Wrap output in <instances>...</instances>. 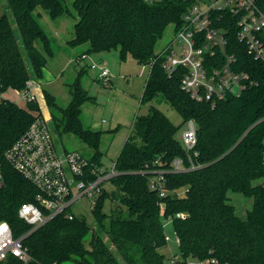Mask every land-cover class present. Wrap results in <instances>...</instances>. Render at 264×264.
<instances>
[{
  "label": "trees",
  "instance_id": "1",
  "mask_svg": "<svg viewBox=\"0 0 264 264\" xmlns=\"http://www.w3.org/2000/svg\"><path fill=\"white\" fill-rule=\"evenodd\" d=\"M6 1L16 28L5 13L0 15V93L22 91L28 81L36 82L44 75L46 56L53 54L36 8H43L52 18L74 15L64 0ZM189 3L72 0L76 20L67 43L87 44L79 58L118 49L121 59L130 55L137 63L148 65L140 102L159 98L182 118L175 125L154 105L147 113L135 115L114 161L117 173L109 178L111 187H101L96 196L94 232L84 216L69 219L57 215L30 230V224L18 215L22 202L35 200L37 189L12 167L4 153L41 112L33 99L24 107L6 97L0 99V222L9 225L14 237L23 236L28 255L24 260L9 253L0 264H164L160 251L167 244L164 220L170 222L177 238L180 259L174 264H187V259H208V264H264V67L237 38L234 16L223 13L218 23L225 29V55L217 50L216 57L220 62L232 55L230 67L247 72L256 84L238 96L228 94L214 102L191 97L180 87L181 68L168 75L162 56L155 52L166 27L181 24ZM69 86L71 98L64 107L43 91L46 104L55 108L50 123L59 134L79 137L92 149L89 160L102 166L98 148L102 131L84 126L80 119L81 104L92 97L79 77ZM188 119L196 126V143L190 151L175 137ZM175 158L181 159V170L172 168ZM158 170L165 171L164 196L149 185ZM229 190L252 197L245 218L228 202ZM106 200L120 205L107 213Z\"/></svg>",
  "mask_w": 264,
  "mask_h": 264
},
{
  "label": "built area",
  "instance_id": "2",
  "mask_svg": "<svg viewBox=\"0 0 264 264\" xmlns=\"http://www.w3.org/2000/svg\"><path fill=\"white\" fill-rule=\"evenodd\" d=\"M223 13L234 16L237 38L245 43L248 54L264 67V0H190L173 38L159 53L163 54L162 64L168 75L177 67L181 68L180 87L196 100L214 102L228 94L238 96L256 84L247 72L230 67V62L234 61L232 55H226L220 62L216 57L217 50L225 55V29L218 23ZM213 55L215 59L212 60L210 56ZM89 66L98 70V77L109 75L104 64L91 62ZM34 85L35 82L28 81L22 90L26 100L36 98L32 93ZM185 124L181 142L190 151L196 143V126L192 119ZM4 157L37 189L35 200L22 202L18 209V215L30 224V230L57 215L71 219L75 214L70 207L82 197L91 198L92 210L101 187H105L109 178L117 173L114 163L105 167L84 158L76 150L57 152L47 119L42 115L37 116L12 143ZM173 166L175 170L181 169V160L175 158ZM164 172L158 170L149 180L150 187L158 189L160 196L165 195L162 186ZM2 183L0 171V185ZM22 237H14L9 225L0 222V260L9 253L24 260L28 258ZM165 239L168 240V236L165 235ZM174 261L170 263L174 264ZM208 262V259H187V264Z\"/></svg>",
  "mask_w": 264,
  "mask_h": 264
},
{
  "label": "rangeland",
  "instance_id": "3",
  "mask_svg": "<svg viewBox=\"0 0 264 264\" xmlns=\"http://www.w3.org/2000/svg\"><path fill=\"white\" fill-rule=\"evenodd\" d=\"M64 3L76 15L72 8V0H64ZM3 13L8 16L12 25L16 28L14 17L7 6L6 0H0V15ZM35 13H39L37 15L38 21L50 39L53 54L52 56H46L47 62L44 67V75L39 79H34L36 82L32 93L35 94L36 98L33 100L37 103L40 114L47 119L57 152H61L63 149L76 150L87 159L92 154V149L76 135L72 133L59 134L53 130L50 123V112L54 111L55 108L46 104L43 95V91L46 90L53 95L57 105L64 107L71 98L69 84L77 77H79L81 86L92 97L81 104L80 119L84 126L102 131L98 148L102 153L100 160L105 167H111L114 163L124 140L131 131L135 115L147 113L150 105L159 108L175 125L182 122L181 116L167 102L159 98L147 103L140 102L143 85L149 70L148 65L137 63L130 55L121 59L118 49L93 52L79 58L80 53L86 49L87 44L71 46L67 43L73 36V25L76 17L64 14L52 18L41 7H37ZM175 25H168L162 37L157 40L155 52L158 56H163L159 51L173 38L175 29L179 26ZM37 47L44 50L40 42H37ZM91 62L97 65L104 64L109 75L103 78L98 77V70L89 66ZM81 70L82 72H80ZM106 78L110 80L109 83L104 82V80H107ZM2 97L15 101L23 107L28 102L23 97V91L21 90L7 89L0 93V99ZM185 128L186 124L184 123L178 129L175 134L177 140H181V133ZM172 168L175 170L174 166ZM253 182L257 183L259 181L255 180ZM105 187L110 189V183L106 182ZM227 197L228 202L235 207L236 214L241 218H245L247 211L251 208L252 197L232 190L227 192ZM91 205V198L82 197L71 205L70 210L77 216H84L93 229L91 232H94L95 225ZM118 205H120L118 201L106 200L104 211L108 213L111 208H117ZM123 214L128 216L125 210H123ZM166 221L164 220V229L168 240L166 246L161 248L160 251L165 257L164 264H172L170 261L180 259V256L174 231L170 222ZM103 237L107 239L108 235L104 234ZM86 245L89 246L87 243ZM109 247L119 257L113 245L109 243ZM175 257L176 259H174ZM62 264L75 263L67 261Z\"/></svg>",
  "mask_w": 264,
  "mask_h": 264
},
{
  "label": "water",
  "instance_id": "4",
  "mask_svg": "<svg viewBox=\"0 0 264 264\" xmlns=\"http://www.w3.org/2000/svg\"><path fill=\"white\" fill-rule=\"evenodd\" d=\"M101 99V97H99Z\"/></svg>",
  "mask_w": 264,
  "mask_h": 264
},
{
  "label": "bare ground",
  "instance_id": "5",
  "mask_svg": "<svg viewBox=\"0 0 264 264\" xmlns=\"http://www.w3.org/2000/svg\"><path fill=\"white\" fill-rule=\"evenodd\" d=\"M2 228V227H1Z\"/></svg>",
  "mask_w": 264,
  "mask_h": 264
},
{
  "label": "crops",
  "instance_id": "6",
  "mask_svg": "<svg viewBox=\"0 0 264 264\" xmlns=\"http://www.w3.org/2000/svg\"><path fill=\"white\" fill-rule=\"evenodd\" d=\"M177 242V241H176Z\"/></svg>",
  "mask_w": 264,
  "mask_h": 264
}]
</instances>
